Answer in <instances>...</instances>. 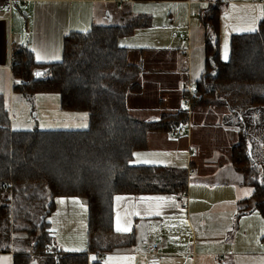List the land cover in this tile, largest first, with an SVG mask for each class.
<instances>
[{
	"label": "trees",
	"instance_id": "1",
	"mask_svg": "<svg viewBox=\"0 0 264 264\" xmlns=\"http://www.w3.org/2000/svg\"><path fill=\"white\" fill-rule=\"evenodd\" d=\"M8 1L0 0V11L8 10ZM207 2L199 11L205 28V69L196 81L197 91L184 94L191 110L264 107V18L257 30L232 34L225 61L220 29L226 2ZM152 23V15L139 13L121 25L70 31L63 39L61 60L50 63L37 62L27 44H13V91L28 98L57 93L61 110L84 113L88 119L84 129L15 130L9 101L0 93V253L13 251V264H32L35 259V264H90V254L97 255L92 264H102L105 253L136 244L134 231L115 229L116 196H180L188 191L187 168L132 163L141 131L125 124L130 115L127 96L142 89V66L129 62V49L119 41ZM37 68L45 69L40 80L34 78ZM250 150L247 147L250 161L237 170L252 193L238 201L237 217L256 211L264 218V163L253 160ZM59 197H78L87 204L85 250L64 251L56 244L49 218ZM11 232L23 235L27 245L16 238L11 243Z\"/></svg>",
	"mask_w": 264,
	"mask_h": 264
},
{
	"label": "crops",
	"instance_id": "2",
	"mask_svg": "<svg viewBox=\"0 0 264 264\" xmlns=\"http://www.w3.org/2000/svg\"><path fill=\"white\" fill-rule=\"evenodd\" d=\"M17 1L14 0L10 9L0 11V80L4 81L6 92L11 90L14 43L27 44L37 62L59 61L64 36L70 31H86L92 25L106 24V20L125 22L139 14L137 5L140 3L133 0H30L27 4L21 2L27 7L23 13L21 7L14 5ZM173 2L178 4L174 9L176 13L184 12L186 16L193 13L200 21L199 13L196 15L194 11L207 0ZM169 3L159 2L158 9ZM172 15L173 11H169L168 16ZM152 16L154 19L155 15ZM263 18L264 0L227 1L220 29L221 58L229 59L232 34L257 30ZM162 26L166 27V34L154 31L153 21L149 28H142L150 29L149 41L138 37L136 30L127 36L136 40L122 45L129 48V62L142 66V89L127 96L130 115L125 124L141 131L139 142L132 149V163L185 167L189 170V183H192L188 194H184L186 201L181 195L116 196L115 229L134 231L136 244L126 251L105 253L101 256L102 264H148L147 253L154 242L160 244L159 264H264V218L259 212L241 216V219L237 217L238 201L252 193V188L243 185L237 173L239 164L250 161L247 147L251 148L253 160L264 163L258 159L262 158L259 148L264 136L257 137V132L249 130L252 125L261 123L258 120L261 110H228L224 106L228 112H216L219 119L211 126L214 130L211 139L219 144L209 147L203 141L195 142L194 125L188 135L186 123L191 120L203 126L209 123L205 118L199 119V112H195L199 108L192 109L188 116L180 112L186 84L190 83L194 69L187 55L192 50L191 39L187 47L173 48L169 37L173 24L164 20ZM187 36L181 34L183 39ZM127 37L121 38L120 43ZM9 105L12 108L10 102ZM199 110L205 116L212 111L204 107ZM78 113L64 111L62 125L72 127L75 119L79 120ZM83 115L82 119L87 122L86 114ZM220 137H223L221 143ZM228 168L234 169L231 177L226 171ZM184 204L186 209L181 208ZM236 218L240 219L238 226ZM49 220L60 249L73 252L87 248L88 207L83 199L57 198ZM242 224L246 232L251 227L253 235L257 234L255 241L251 239L249 243L244 234L237 232ZM257 240L259 244L255 243ZM251 243L257 248L253 252ZM218 255L223 256L221 262L216 260ZM96 259V254L89 255L90 264ZM0 264H13V251L0 253Z\"/></svg>",
	"mask_w": 264,
	"mask_h": 264
},
{
	"label": "rangeland",
	"instance_id": "3",
	"mask_svg": "<svg viewBox=\"0 0 264 264\" xmlns=\"http://www.w3.org/2000/svg\"><path fill=\"white\" fill-rule=\"evenodd\" d=\"M224 1L227 2L230 0H224ZM169 2H171V3L166 5L165 8L163 7L160 9H158L159 2H148V3L140 2L137 5L138 10H139L138 13H145L148 15L154 14L155 17H154L153 21L155 22L156 27L153 30L164 32V34H166L167 29H166V27L162 26L163 21L165 20L166 22L172 23L173 27H171L169 30V37H170V41H171V47H173V48L178 46V47H181L183 49V48L187 47V44H189V39H191L190 45H192V50L188 51L187 55L190 57L191 63L193 65L194 69H193L192 76L190 77V83L187 82V84H186L187 88L185 90L195 91L196 81L201 78L202 73L205 69V58H206L205 57V46H204L205 29H204L203 24L200 21H198L197 17H195V16L193 17V13L186 16L184 14V12H182L180 15L179 13H176L174 11V9L177 7L178 4H174L173 1H169ZM207 3L208 2H203L198 7H196L194 13H196V15H197L199 13L200 8L206 6ZM14 5H18L19 7H21V10L23 13H24L25 8L27 10V7L22 5V3L20 1H17ZM179 6L184 7L182 4H180ZM169 11H173L172 16H168ZM106 14H107V12H106ZM192 21H194V22H192ZM106 23L111 24V25L112 24L121 25L122 23H125V22H122L121 20L120 21H118V20H114V21L106 20ZM182 33H185L186 35H188L187 38L183 39V37H181ZM136 34L138 37H140V36L144 37V39H146L147 41L150 40V29L137 30ZM135 40H136V38L127 37V39L125 41H121V43L119 41V43L121 45H124L126 43L134 42ZM19 43H21V41H19ZM222 51H223V46H222ZM190 59L188 60V62L190 61ZM173 70L174 69H167L166 71L172 72ZM11 75H12V72H11ZM175 81H177V80L175 79L174 82ZM3 83H4V81L1 82V80H0V86H1L0 87V93H2V95L6 97V100H8L12 104V108H11L12 129L30 130V129H33L35 127H37V128L40 127V129H57V128H64V127H67L68 129H84L85 127H88V119H87V122H86V119H84V120L82 119V117H84V115H83L84 113H78V114H80L79 120L75 119L72 127L62 125V123H64V122L62 121L61 117H62V114L64 113V111L60 109V97L57 93L37 94V95L33 96L32 98H28L24 95L18 94L17 92L13 91L14 80L12 77H11V84H10L11 90H7V92H6L5 87L3 86ZM8 93H10V98L8 97L9 96ZM184 101H185V96L183 98V103H182V107L180 108V110H182L184 108ZM201 108H203V107H200L199 109H201ZM205 108L212 110L206 116L199 109H197V111H195V112H199L198 113L199 119L205 118V121H208L209 126H203L200 124L199 121H195L193 123L191 120L189 123L188 122L186 123V127L188 125L187 131H188V135H189V134H191V126L194 125V127H193L194 128V130H193L194 141L197 143L200 141H203V142L207 143V145L209 147H211L212 145H218L219 144L218 141H213L211 139L213 131H214L211 126H214L216 124V121L219 119V114L216 112H219V111L228 112V110L247 109L246 106L244 108V107H241L238 105L231 106V107L227 106L228 110L224 109V105H222V106H210V107H205ZM249 108H258V110H261V109L264 110V107H249ZM71 113H76V112H71ZM63 116H64V114H63ZM258 117H259L258 120H261V123L259 125H252L249 130L252 133L257 132V137L258 136L260 137V136H264V111L261 110V112H259ZM217 135L221 136L222 134H217ZM222 141H223V137H220V143ZM259 149H260V156L262 158H258V159H259V161H261V159H262V161L264 162V140H263V143H261V146ZM226 155H227V153H226ZM188 168H189V166H188ZM226 171L229 173L230 177L234 173L233 168H228ZM237 173L239 174L240 177H242V174L240 172H237ZM191 183H192V181H190L189 187H190ZM188 191H189V188H188ZM188 191L186 192V195L188 194ZM251 191H252V189H251ZM181 196H182L181 198H183L184 201L187 200L186 199L187 196H185V195H181ZM237 219L238 218H236L235 221H237ZM240 219H238V221H237V226H238ZM243 227H244V224L239 226L237 229V232L244 234L247 242L250 243L251 239H253L255 241L257 238V234L253 235L252 228L249 227L250 231L246 232V230H244ZM11 233H12L11 243L13 242V244H14L15 238L19 242L25 243V241H24L25 237L23 235H21L20 233H17V232H16V234L14 232H11ZM261 241H263V240H261ZM249 243H248V245H249ZM255 243L259 244L258 240ZM250 246H251V248H250L251 252H253L254 249H257L256 246H254V243H251ZM250 246H247V249H249ZM237 247L239 248V243H238ZM231 248H234V247L231 246ZM19 249H21V248H19ZM250 256L253 257L254 255L252 254Z\"/></svg>",
	"mask_w": 264,
	"mask_h": 264
},
{
	"label": "built area",
	"instance_id": "4",
	"mask_svg": "<svg viewBox=\"0 0 264 264\" xmlns=\"http://www.w3.org/2000/svg\"><path fill=\"white\" fill-rule=\"evenodd\" d=\"M14 0H9L6 5L4 6L5 9H10L12 4H13ZM20 2H22L23 4H27L30 0H19ZM184 36V35H182ZM193 91V90H192ZM195 91H197V88L195 89ZM191 92V91H190ZM180 112L182 114H190L191 112V103L189 101V99L187 97H185V101H184V108L182 110H180ZM176 132H178V130H175ZM182 209H186L187 205L184 204L181 206ZM160 244L157 242H154L151 244L149 251L147 253V263L148 264H159L160 263V256L158 253V249ZM223 259L222 255H218L216 257V260L221 262ZM56 260H58V256L56 255Z\"/></svg>",
	"mask_w": 264,
	"mask_h": 264
},
{
	"label": "water",
	"instance_id": "5",
	"mask_svg": "<svg viewBox=\"0 0 264 264\" xmlns=\"http://www.w3.org/2000/svg\"><path fill=\"white\" fill-rule=\"evenodd\" d=\"M39 73V75H37ZM45 73V69H42V68H37L35 71H34V78L36 80H40L43 76V74ZM34 262H36V259L33 260L32 264H35Z\"/></svg>",
	"mask_w": 264,
	"mask_h": 264
},
{
	"label": "snow or ice",
	"instance_id": "6",
	"mask_svg": "<svg viewBox=\"0 0 264 264\" xmlns=\"http://www.w3.org/2000/svg\"><path fill=\"white\" fill-rule=\"evenodd\" d=\"M250 31H255V29H250ZM225 58H227V54L225 53ZM39 75V73L37 74ZM119 199V198H118ZM126 230V229H125Z\"/></svg>",
	"mask_w": 264,
	"mask_h": 264
}]
</instances>
